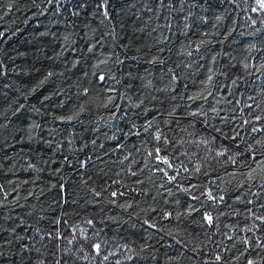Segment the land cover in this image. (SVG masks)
Returning a JSON list of instances; mask_svg holds the SVG:
<instances>
[{
  "label": "trees",
  "instance_id": "1",
  "mask_svg": "<svg viewBox=\"0 0 264 264\" xmlns=\"http://www.w3.org/2000/svg\"><path fill=\"white\" fill-rule=\"evenodd\" d=\"M249 262L259 0H0V264Z\"/></svg>",
  "mask_w": 264,
  "mask_h": 264
},
{
  "label": "snow or ice",
  "instance_id": "2",
  "mask_svg": "<svg viewBox=\"0 0 264 264\" xmlns=\"http://www.w3.org/2000/svg\"><path fill=\"white\" fill-rule=\"evenodd\" d=\"M259 6L262 10H264V0H259ZM254 11H255V9H254ZM113 195H115V193ZM96 249H97V251H99V245L96 246ZM249 264H251V262H249Z\"/></svg>",
  "mask_w": 264,
  "mask_h": 264
}]
</instances>
